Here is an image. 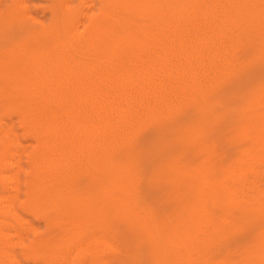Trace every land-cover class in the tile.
I'll list each match as a JSON object with an SVG mask.
<instances>
[{"label":"rangeland","instance_id":"rangeland-1","mask_svg":"<svg viewBox=\"0 0 264 264\" xmlns=\"http://www.w3.org/2000/svg\"><path fill=\"white\" fill-rule=\"evenodd\" d=\"M127 2L0 0V60L7 56L24 63L45 45L55 52L68 35L77 42L73 34L78 23ZM119 17L125 32L142 22L129 12ZM241 18L230 22L229 40L195 34L182 35L184 43L175 35L168 38L171 43H162L165 48L156 47L149 58L171 71L163 90L169 102L141 117L126 130V138L115 140L113 161L94 151H78L74 134L64 132V179L55 180L60 186L51 181L48 192L34 194H42L41 199L28 196L33 171L29 155L36 144L24 135L30 108L7 87L13 75L0 71V128L9 132L2 146L16 142L8 157L13 164L6 168L8 188L2 191L16 219L11 218L13 227L8 229L12 239L0 242V264H264V15L255 10ZM172 45L177 52H170ZM102 51V46L93 45L82 57L107 58Z\"/></svg>","mask_w":264,"mask_h":264},{"label":"bare ground","instance_id":"bare-ground-1","mask_svg":"<svg viewBox=\"0 0 264 264\" xmlns=\"http://www.w3.org/2000/svg\"><path fill=\"white\" fill-rule=\"evenodd\" d=\"M127 1L129 2V0ZM133 1H135L136 5L131 2L130 3L127 2L128 5L123 4L122 6L110 5L108 6L109 9L108 11L105 10L104 12L100 13V15H97L86 22L78 23L74 28L75 30L73 34L74 35L73 39H77V42L72 41V39H69L68 37L69 35H68L65 41L63 42V44H58L60 46L59 48L56 49L57 51L55 52L52 51L53 48L51 50L52 52L47 47L45 48L46 46L45 45L43 48H40L37 51L35 58H30L29 56V59L24 63H21L7 56L5 60H0V71H6L10 76L13 75V80L11 81V83L8 84L7 87L10 89V91L12 90L13 94L17 95L16 98L20 102H22L23 104L24 103L27 104L26 108H30V115H27V120L29 121L28 122L29 127L25 126L27 127V129L25 132L26 134L24 133V135L25 136L28 135V137L32 136L34 141H36L35 142L36 144L34 143L35 146L32 148L33 149L32 154L30 153L29 155V163H31L33 166V171L29 176L30 180H28V182L32 183V185L30 186V192H28L29 197H33L34 199L38 198L39 195L35 197L34 194L37 195L45 191L46 186L48 187L51 181L53 182V184L54 183L57 184V182L55 181L57 178L61 177L64 179V177H62L63 173L60 174L61 169L64 168L67 162V160H65V154H64V151H66L65 145L63 143L64 132L68 131L69 133L74 134L75 144H76L75 147L78 151H83V150L86 152L90 151L92 154L94 151L98 153V157H100L101 159L105 157L108 158L112 157L111 161H113L115 155L113 156L111 155V153L114 150H118V149L113 150V147L116 145L115 140L118 141L119 137L121 135H124L127 132L126 131L127 129L131 128L133 125L138 123L141 117L143 119L144 116L152 113L154 109L160 106V103L163 102L165 100L164 98L166 97L164 95L165 93L163 92V90H165L164 88L167 87L165 81L167 79V76L165 75L168 74L170 70L168 71L167 68H163V66L162 67L157 66L158 61L156 62V60L158 59L153 60L152 58H149L150 56L149 54H152L153 51L156 50L155 49L156 47L161 46L162 43L165 44L166 42H169L167 41L168 38L174 37L175 35H181V37L182 35L184 36L186 35V37L192 35L195 36V34H197L198 36L205 35L208 37L211 35L212 36L219 35L218 37H223L226 40L227 39L229 40V37L231 36L230 26H229L231 21H233L236 18H241L242 15L246 13H253L255 10L258 12V16L264 15V0H179V1L178 0L177 1L133 0ZM101 4L103 5V3ZM80 8H82V6H80ZM125 12H129L131 17L139 18L142 21L139 22V24L136 25L132 30H128V32H125L123 19L119 17V15L121 16V14ZM56 23L58 24V21ZM69 23L65 24V26H67V28L65 29L66 32L69 30L68 28ZM71 23L73 24L75 22H71ZM54 28H56V26H54ZM70 36L72 37V35ZM184 38H183V42H184ZM174 40L175 39H173L172 42H175ZM185 40L187 41V39ZM169 43H171V41ZM232 43H234V41H232ZM182 44L181 47L184 48L185 45L182 46ZM93 45L102 46L103 47L102 54L107 55L106 56L107 58H103V57L98 58L93 56L94 58L90 59L91 61H88L87 57L85 58L82 57L84 56V53H90L89 51L93 49ZM125 45H127V47ZM173 46L174 45L170 47V50L171 49L173 50V48H175ZM187 46L188 45H186V47ZM162 47L165 48V46H161V48ZM172 50L170 51L171 53ZM176 50L177 48L173 51L177 52L178 50L177 51ZM203 50H201V54H203L202 53ZM109 52L117 53L118 54L117 56H120L119 54L123 53L124 56L112 57L110 56ZM181 52H182V48H181ZM186 52L185 54L187 55L189 52L188 53ZM72 53L73 54L75 53L76 56L74 57L71 56ZM183 53L181 55H183ZM205 53L207 55L209 54L207 53V51ZM176 54L177 53H175V55ZM201 54L199 57L202 56ZM172 55H171L172 56L171 61H173L174 58V54ZM223 55L225 56V54ZM184 57L182 58L183 64L185 60ZM199 57H197L198 59L195 60V66L196 64L197 65L199 64L197 63ZM206 59H208L207 56ZM206 59L205 61L209 62V60ZM217 60L219 62L218 58ZM180 61L181 60H179L178 62ZM176 63L175 65L177 66ZM190 63H192V61H190ZM176 66H173L174 70ZM182 67H183L182 64L179 65V68ZM192 69H195V67ZM192 69L191 71H193ZM174 70H172L173 73L175 72ZM182 70L180 69L181 73ZM198 73L200 72L198 71ZM192 78H195L196 80V77L193 76ZM171 82L172 84L175 83L172 80ZM192 83H190V85ZM168 88H170V86ZM175 89H172V91ZM200 89L202 90V88ZM181 91L183 92V90ZM203 91L205 90L203 89ZM171 93L172 92L170 91V94L167 95H172ZM12 100H14V98ZM183 100L185 101L184 98ZM66 106H69V108H66ZM15 107L17 108V106ZM18 111L20 112V110ZM159 111L162 110L159 109ZM12 112H14V110ZM17 127L19 129V126ZM137 127L136 129H139L142 127V125L139 128ZM8 137H9V132L6 129L0 128V242L3 241L9 242L10 239H12V237L10 238L11 235L8 233L9 231L8 229L13 227V221H11V218L16 219V217L14 216L15 215L14 209L10 207L9 204L6 203V198H4V194H2V191L5 192V189L8 188V183H9V175L6 172V168L8 165L13 164V162H10L9 164V160H8L10 154V148L14 146L16 143L15 141H13L10 143V146L8 145L7 147H3L2 145ZM124 137L126 138L125 135ZM112 165L121 169L120 164H112ZM77 167L80 168V166ZM11 189H13V187ZM46 192L48 191H45V193ZM60 193L63 195L62 192ZM68 193L71 192L69 191ZM64 195L66 196V194ZM7 196L9 197V194ZM46 196L49 198L48 195ZM69 196L70 194H68V197ZM69 199L71 198L69 197ZM71 201H73V199ZM45 204H48L49 206L50 202ZM72 224L74 223L72 222ZM77 230L81 231L79 229ZM108 236L111 237L112 235L110 234ZM82 239L84 241V238ZM13 242L14 241H12L11 243ZM85 249L83 250L85 251ZM72 251L73 250H71V252ZM61 254L63 255V253ZM2 256L3 255H1V257ZM83 257L80 258V260L81 259L84 260L85 258ZM63 259H65V257ZM44 262L45 260L43 261V263ZM87 263L89 262H86V264ZM97 263L99 264V262Z\"/></svg>","mask_w":264,"mask_h":264}]
</instances>
